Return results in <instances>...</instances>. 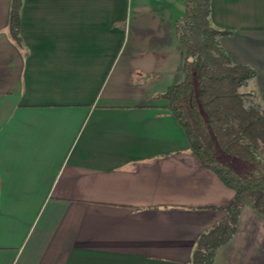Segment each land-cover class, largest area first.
<instances>
[{"label":"crops","instance_id":"crops-1","mask_svg":"<svg viewBox=\"0 0 264 264\" xmlns=\"http://www.w3.org/2000/svg\"><path fill=\"white\" fill-rule=\"evenodd\" d=\"M0 0V264H187L232 199L158 95L183 80L184 0ZM264 101V0H210ZM212 264H264L244 208Z\"/></svg>","mask_w":264,"mask_h":264},{"label":"trees","instance_id":"trees-1","mask_svg":"<svg viewBox=\"0 0 264 264\" xmlns=\"http://www.w3.org/2000/svg\"><path fill=\"white\" fill-rule=\"evenodd\" d=\"M23 0H9L7 34L17 46ZM210 0H184L174 25L184 52L183 80L158 95L181 129L189 153L232 192L223 217L195 239L187 264H212L244 208L264 221V101L250 87L255 71L231 63L209 22Z\"/></svg>","mask_w":264,"mask_h":264}]
</instances>
